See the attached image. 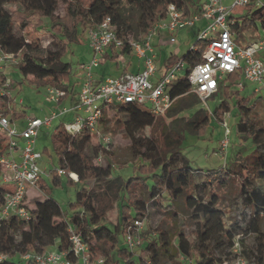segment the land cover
Returning a JSON list of instances; mask_svg holds the SVG:
<instances>
[{"label":"trees","instance_id":"trees-1","mask_svg":"<svg viewBox=\"0 0 264 264\" xmlns=\"http://www.w3.org/2000/svg\"><path fill=\"white\" fill-rule=\"evenodd\" d=\"M170 5L182 9L186 16L198 13L200 8L199 0H0V47L5 53L18 58L15 68L23 77H30L36 88L53 86L65 91V96L60 99L61 104L69 94L67 82L71 64L62 61L59 56L65 53L68 46L83 42L81 32L109 17L117 39L123 43L118 50L114 45L106 50L104 63L113 62L119 56L130 55V41H141L155 23L165 19ZM60 7L61 14H58ZM254 7L256 5L251 3L247 6L246 15L231 17L235 20L232 26L234 33L238 35L246 25L255 21H259L264 30V3L259 8ZM43 29L48 36H36V32ZM207 44V41L197 39L186 53L171 54L165 60L164 70L180 59L186 64L185 70L189 71L202 61L201 55ZM0 78L4 80L5 77ZM227 80L228 84L221 82L218 87L215 95L219 94L221 99L211 115L219 122L233 105L238 118L236 135L249 141V147L237 149L229 165L203 174L193 171L180 153V132L187 129L201 133L207 122L202 123L209 117L202 109L191 115H182L200 103L186 83L185 76L171 89L173 103L161 115L160 121L142 106L131 103L110 105L105 113L113 110L116 115L126 116L129 122L138 127H153L163 120L167 121L162 132L175 137V142L172 145L165 142L164 149H161L150 138L146 149L134 161L136 165L132 168L135 175L119 182L113 200L91 187L81 186L75 192L74 202L68 204L69 220L61 218L62 211L50 198L52 187L40 177L35 188L45 199H35L33 208L25 205L29 220L12 216L0 222V254L8 257L0 264H21L20 257L30 252L41 253L53 248L67 250L68 226H72L88 244L91 258L103 256L105 264H157L161 257L169 264H219L229 258V249L237 235H241L239 241L243 256L254 264H264V233L260 227L264 221V185H256L264 177V119L258 114L260 107L264 108V101L261 96L251 100L255 94L250 97L241 95L242 91L235 86L237 81H242L240 73L228 75ZM10 103L11 99L0 102V112L5 116L11 114ZM117 121L120 122V119L117 118ZM91 139L86 134L68 135L62 122L54 126L50 141L57 160L56 170L64 172L67 185L95 182L105 176L102 165L96 164L100 146L96 144L91 153L86 152ZM7 146V141L0 135V157ZM45 152L46 148L42 153ZM196 172L204 176L203 185L209 191L238 184L235 200L239 198L241 204L250 210L246 229L231 223L224 230L223 238L214 243L204 241L200 232L191 234L193 238L189 239L183 230L173 236L167 231L158 230L156 238L143 231L140 238L141 242H146V258L134 257L132 251L118 246V237H124L134 221L145 220L150 207L162 206L165 214L176 215L179 200L185 197L184 205L193 214L213 212L212 202L193 195L197 188L193 180ZM69 173L77 176L76 182L68 176ZM50 176L53 186L60 185L61 176H57L55 170L50 171ZM132 184L147 189L148 202L128 191ZM6 189L0 181V209ZM113 202L117 207V219L111 225L106 221V215L112 209ZM161 202L169 204L163 207ZM251 233L255 236V243L248 247L245 238Z\"/></svg>","mask_w":264,"mask_h":264},{"label":"built area","instance_id":"built-area-1","mask_svg":"<svg viewBox=\"0 0 264 264\" xmlns=\"http://www.w3.org/2000/svg\"><path fill=\"white\" fill-rule=\"evenodd\" d=\"M259 4V0H199L198 13L186 16L182 9L168 6L165 19L158 21L144 35L141 41H130L131 53L140 60L139 71L123 72L116 78L104 81L96 80L92 71L104 63L103 56L110 45L115 49L122 47L117 39L109 17L93 28L85 30V41L91 58L79 65L81 80L78 98L69 107L54 108L43 118H27L24 126L13 125L8 116L0 112V133L7 141V150L0 157V181L7 187L3 194L0 209V222L12 216L29 220L25 197L35 188L42 173L38 167L41 153L35 150V139L40 128H50L52 124L66 114H73L71 119L63 122L65 133L71 136L86 134L100 146L96 164L101 165L102 157L110 150L109 138L103 134L101 125L107 107L114 104H135L149 106V113L158 117L173 103L170 91L174 84L185 76L190 90L196 94L200 103L213 98L224 76L240 73L242 81H237L236 88L244 90V83L253 86V94H258L264 101V30L263 36L241 47L237 45L232 26V10L235 7L246 8L249 4ZM203 21L206 29L199 40L207 41V47L201 55L202 61L186 71L183 60H177L157 77V52L153 45L155 36L165 33L168 43L176 42L174 34L180 28H187L196 22ZM15 59L12 54L5 53L0 47V77L4 76V67L9 60ZM118 59V58H117ZM126 62H122L125 66ZM9 83L0 78V102L10 99ZM47 99L56 106L65 91L53 86L46 87ZM81 113V114H80ZM227 115V114H225ZM224 115V116H225ZM224 128V137L219 142L215 155L226 157L229 146V131L224 118L219 122ZM57 176L64 174L55 170ZM74 175L75 178L72 176ZM68 176L77 181L75 174ZM143 221H134L124 234L123 246L132 251L141 245L140 231ZM69 246L67 250L56 248L38 253L30 252L20 257L21 264H105L103 256L91 258L88 244L72 226L67 227ZM241 235H237L229 249V258L219 264H254L243 256L240 244ZM0 254V263L6 260ZM185 264H189L186 262Z\"/></svg>","mask_w":264,"mask_h":264},{"label":"rangeland","instance_id":"rangeland-1","mask_svg":"<svg viewBox=\"0 0 264 264\" xmlns=\"http://www.w3.org/2000/svg\"><path fill=\"white\" fill-rule=\"evenodd\" d=\"M264 3V0H259V4L254 9L259 8ZM248 8L235 7L232 10V16L239 18L246 15ZM61 14V7L57 12ZM206 29V24L203 21L196 22L192 26L180 30L176 34V42L174 44L166 43L159 48L158 54L164 59L168 57L170 53L176 51L178 55L186 53L193 47L194 42L200 37L201 33ZM38 37H47L46 30H40L36 32ZM263 36V29L261 23L255 21V23H249L238 35L235 33L237 45L243 47L252 41H256ZM80 38L83 40L81 44H72L68 46L65 53L59 58L67 63L71 64V73L68 79L69 94L64 98L61 105L56 106L47 99L46 87L36 88L31 82L30 77H23L15 65L18 58L7 61L4 67V76L9 83L10 93V109L11 114L8 119H12V124L19 127L22 121L27 118H43L49 115L51 110L58 107H67V102L77 100L79 93V80L76 77L78 65L89 61V52L87 42L85 41V31L80 33ZM127 62L124 66L134 65L137 61L134 56L128 55L119 56L116 61L106 62L100 64L95 70V79L106 80L109 78H116L123 73L122 62ZM130 62V63H129ZM127 72H132V68L128 67ZM224 84H228L227 76L223 77ZM244 90L241 95L244 97H250L253 94V86L248 83H244ZM259 97L258 94L251 96V100ZM220 95L217 94L213 98L207 100L205 103H199L194 109L184 112L182 115L187 116L193 114L195 111L202 109L209 114L206 126L201 133H194L187 129H183L180 132V153L187 161L188 166L193 171H199L200 173H207L212 170L223 169L226 165H229L233 154L239 147H249V141L239 138L236 135V123L237 116L236 110L231 105V110L223 118L226 121L227 129L229 131V146L226 152V157L215 155L219 149V142L224 137V128L220 125V121H216L211 115L213 109L219 104ZM70 106V105H68ZM142 109L149 111V106H142ZM81 114V113H80ZM259 117L264 119V108L260 107L258 110ZM73 114L69 113L55 121L50 128L41 127L38 135L35 139V150L41 153L42 157L38 161V167L42 173V178L46 180L49 186L52 187L50 198L53 204L57 205L61 213V218L70 219V211L68 210V204L74 202L75 192L81 187H91L100 195H105L114 199V190L122 179H127L135 173H133L134 162L148 146L149 139L152 138L161 149H164L165 144L170 145L175 142V137L162 132L164 125L167 121L163 120L153 127H138L135 124L128 121L126 116L116 115L115 111L109 110L104 115V121L101 125L103 134L109 138L110 150L102 157V173L105 175L99 181H87L82 185H67L66 176L61 175V183L58 186H53L51 183L50 171L56 170L57 160L52 150L50 135L55 125L59 122H67ZM120 119V122L117 121ZM157 120H161V116L157 117ZM21 128V127H20ZM1 135V133H0ZM166 142V143H165ZM96 141L91 139L86 148L87 153H91L92 149L96 145ZM46 148V152L42 153ZM130 164V165H129ZM127 165V166H126ZM194 184L196 190L194 192L195 197H202L205 201H210L214 205V211L211 213H203L199 215L193 214L184 205V199L179 200L177 214H165L162 206L157 208L150 207L148 217L143 221L142 230L149 232L151 238L157 237L158 230L167 231L170 236H173L178 231L183 230L189 239L193 238V234L200 232L202 239L206 242L214 243L223 238L224 230L231 224L237 223L241 228L246 229L248 227L250 219V210L241 204L239 198H236L238 184H230L226 189H217L209 191L203 185L204 176L198 172L193 174ZM256 185H264V177L256 183ZM128 191L136 198L142 199L148 202L147 189L140 185L132 184ZM35 199H45L36 188H32L26 195L25 203L29 208H33V201ZM163 207L168 205V202H161ZM117 219V207L113 202L112 209L106 215V221L114 225ZM261 231L264 233V221H262ZM192 234V235H191ZM140 235V234H139ZM191 235V236H190ZM123 235L118 237V246H123ZM245 243L248 247H251L255 243V236L253 233L249 234L245 238ZM146 242H141V245L135 247L132 252L134 257H148V253L145 250ZM157 264H169V262L161 257L157 260Z\"/></svg>","mask_w":264,"mask_h":264},{"label":"crops","instance_id":"crops-1","mask_svg":"<svg viewBox=\"0 0 264 264\" xmlns=\"http://www.w3.org/2000/svg\"><path fill=\"white\" fill-rule=\"evenodd\" d=\"M182 29H185V27H183V28H180L175 34H174V36L176 37V34L180 31V30H182ZM166 43H168V40H167V36L165 35V33H160L158 36H155V38H154V40H153V45H154V48H155V50H156V52H157V60H156V66H157V77L164 71V69H165V64H166V62H165V60H166V58H168L171 54H176V55H178V53L176 52V51H174L173 53H170L169 54V56L168 57H164V59H162L161 57H160V54H158V50H159V48L160 47H162V45H165ZM88 52H89V59L91 58V52L89 51V49H88ZM129 57H131V56H134L133 55V53H131L130 55H128ZM134 58H135V60L137 61L134 65H132L130 62V65L129 66H127L126 67V70H125V68H124V66H123V72H127V68L128 67H131L132 68V73H135V72H137V71H139L140 70V68H141V65H140V60L139 59H137L135 56H134ZM126 63H128V61L126 62ZM81 64H83V63H81ZM81 64H79V65H81ZM79 65H78V68H77V74H76V77L78 78V80H79V85H80V80H81V71L79 70ZM126 65V64H125ZM97 69V68H96ZM96 69H94L93 71H92V73H93V77L95 78V70ZM96 80H98V81H100L99 79H97L96 78ZM68 104H67V107H69L68 105H71V102H67ZM73 103V102H72ZM71 119V118H70ZM24 123H25V121H22L21 123H20V126H19V128L20 127H23L24 126ZM63 123V122H62ZM130 165V164H129ZM127 166V165H126Z\"/></svg>","mask_w":264,"mask_h":264},{"label":"bare ground","instance_id":"bare-ground-1","mask_svg":"<svg viewBox=\"0 0 264 264\" xmlns=\"http://www.w3.org/2000/svg\"><path fill=\"white\" fill-rule=\"evenodd\" d=\"M74 178H75V176L74 175H72Z\"/></svg>","mask_w":264,"mask_h":264}]
</instances>
